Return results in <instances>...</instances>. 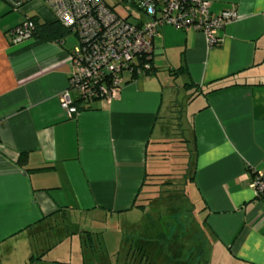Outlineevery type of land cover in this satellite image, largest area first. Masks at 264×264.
<instances>
[{"label":"crops","instance_id":"obj_1","mask_svg":"<svg viewBox=\"0 0 264 264\" xmlns=\"http://www.w3.org/2000/svg\"><path fill=\"white\" fill-rule=\"evenodd\" d=\"M208 1L213 14L236 12L217 47L200 32L165 26L151 75L125 74L112 100L70 116L61 98L78 38L14 43L11 32L26 19L56 18L43 0L19 10L0 0V264H87L86 233L102 232L81 221L96 229L123 219L143 231L149 206H136L149 204L147 176L170 173L168 152L185 148L188 197L200 215L183 259L195 250L194 264H264V200L251 186L264 173V0ZM227 81L239 85L208 93Z\"/></svg>","mask_w":264,"mask_h":264},{"label":"built area","instance_id":"obj_2","mask_svg":"<svg viewBox=\"0 0 264 264\" xmlns=\"http://www.w3.org/2000/svg\"><path fill=\"white\" fill-rule=\"evenodd\" d=\"M27 0H8L19 10ZM57 21L71 28L79 45L70 64L69 89L62 95L63 108L70 116L77 98L93 101L104 97L112 100L124 83V75L143 76L151 67L154 39L165 26L204 34L208 48L217 47L219 32L236 18L234 9L213 14L208 0H143L145 20L136 24L120 17L104 0H43ZM31 22L25 21L11 32L14 43L32 38ZM144 59V60H143ZM252 188L264 200V173H256Z\"/></svg>","mask_w":264,"mask_h":264},{"label":"trees","instance_id":"obj_3","mask_svg":"<svg viewBox=\"0 0 264 264\" xmlns=\"http://www.w3.org/2000/svg\"><path fill=\"white\" fill-rule=\"evenodd\" d=\"M6 3L9 4L8 0H3ZM30 1V0H27ZM25 1V3L27 2ZM143 0H122L121 4L127 11L128 15L127 16H121L114 7L112 6H107L110 7L113 11H115L120 17L130 20L132 22H136V24H142L145 20V8L143 5H141ZM24 3V4H25ZM23 4V5H24ZM10 5V4H9ZM13 9V8H12ZM14 10V9H13ZM132 19V20H131ZM26 21L31 22L33 25V28L31 29L30 33L32 38H36L45 42H61L65 38L69 37L70 35H74L76 37V34L72 31L71 28H68L61 24L59 21H55L53 23H42L40 20H38L36 17H31L26 19ZM144 60V59H143ZM151 67L149 70L146 71V73L143 76L151 75L155 68H154V54H153V59L149 63ZM132 77H138L137 74H133ZM239 83L237 82H224L219 85H216V87H212L208 93H213L219 90H223L225 88L231 87V86H237ZM192 87V85H190ZM104 99V97H99L95 98L93 101H85L82 98H77L74 100L72 106L77 110V112H81L83 110L90 109V103L94 102L96 100H101ZM188 141L181 140L180 143H186ZM183 148V147H180ZM187 152L186 148L184 151H169L167 158L169 157H176V156H182V157H188L186 154H180V153H185ZM189 152H193V149L190 148ZM164 157V158H166ZM166 158V159H167ZM27 155L22 154L19 159V164L24 165L26 163ZM184 166H186L185 170L188 172L183 174V177H178V175H175L173 173V170H171L170 173H162V174H155V175H148L146 181L144 182V186H148L152 189V193L150 197L145 198L142 201H149L148 205H143V204H138L136 207L146 209V207H154L156 206L159 207V204L164 203L166 199H171L174 197V194L171 193V191L167 190H161L162 187H167V186H173V185H178L180 180H183L184 186L187 185L188 180L191 178L192 179V167L193 163L192 161H186ZM154 189V190H153ZM164 189V188H162ZM175 192V191H174ZM178 224H180L179 220L177 219ZM155 222L148 224L147 226H144L142 228L143 231L138 232L135 234L136 237H138V248L133 251V247H129L127 249V255H126V260L127 262L125 264H158L157 262L164 260H168V262H173L175 260H180V261H187V258L183 259L182 255V250L183 246L178 243V233L179 229L182 230L184 229V224H174L173 223V228H169V232H167L166 236H163L160 232V230H155L151 229L150 227L153 226ZM192 224L194 225V222L188 226V230L190 231V237L191 235L195 236L197 235L199 237V234L194 230L192 227ZM173 231L172 233L170 232ZM182 232H180L182 234ZM154 236L153 234H156ZM184 233V232H183ZM87 236L83 240V243L87 248H89L90 252L92 254H95L96 258H100V255H104L105 258L108 260L110 258L106 253H99L98 250L101 245L102 237H103V232L102 233H91L87 232ZM162 241L164 243H162ZM177 241L176 244L172 245L171 242ZM167 242H170V244H167ZM172 249H174L172 251ZM170 251H172L170 253ZM118 252V251H117ZM97 253V254H96ZM170 254V255H169ZM163 256V257H162ZM168 256V258H166ZM197 260V251H191V256L189 258V261L186 263H180L179 264H194Z\"/></svg>","mask_w":264,"mask_h":264},{"label":"rangeland","instance_id":"obj_4","mask_svg":"<svg viewBox=\"0 0 264 264\" xmlns=\"http://www.w3.org/2000/svg\"><path fill=\"white\" fill-rule=\"evenodd\" d=\"M106 1L108 2L109 5L114 7L115 10L121 16L124 17L128 15L127 11L120 3L121 0H106ZM192 145L193 144H191V146ZM168 159L173 160V162L171 161L173 163L172 165H170L169 162V168H171L173 170V173H175V175H178V177L181 178L183 177V174L188 172V170L187 171L185 170L186 166H184L186 162L185 157L176 156L170 158L168 157ZM159 168L161 167L159 166ZM178 182H179L178 185L162 187L164 189L161 188L162 191L163 190L171 191V193L174 194V197H172L171 199H166L164 203L159 204V207L158 206H156V208L149 207L148 210L150 216L142 220V224L144 226H147L148 224L155 222L153 226H151L150 228L151 229L155 228V230L157 229L160 230L163 236L167 235V232H169V228L170 229L173 228L172 227L173 223L178 224L177 219L180 221L179 222L180 224H184L186 226L187 225L190 226V224L194 222V225L192 224V227L194 228L193 231L197 233L199 231V226L197 224L198 221L196 220V216L199 217L200 213L198 210L196 212L194 211V205L190 202V199L188 197V191L190 190L191 187L190 186L187 187V185L184 186L183 180H180ZM135 218L138 219V216L128 220L129 221L135 220ZM194 220H196V222ZM123 222H124L123 219L118 221L111 220L108 224H105L104 226L96 229H89V228H95V226L92 225V221H81L80 223V228L82 230H89V231L91 230L92 232L93 231L103 232V237H102L103 239L101 241V245H99L100 247H98L99 248L98 252L105 253L106 250L107 252H110V256H109L110 258H108L107 264H125L127 262L126 260V255L128 251L127 249H129V247H133L132 250L135 251L138 248V237H136L135 235L137 231H135L134 226H131L130 223L124 225ZM180 224H178V226H180ZM180 232H182V230L179 229L177 244L185 246V250L183 251V255H185L188 249L193 248L194 245L197 243L198 236L191 235V237H187L186 236L187 234L183 232L181 234ZM153 235L156 236L157 233ZM118 241L119 243H122L119 252H117V249L119 248ZM176 242L177 241H173L171 243L172 245H174L176 244ZM162 243L164 242L162 241ZM167 244H170V242H167L166 245ZM61 247L62 248H58V249L68 248L66 243H64ZM54 253L57 252L52 251L49 254V258H52ZM88 257L90 260L87 261V264H95L93 262V259H91L93 257L91 252L89 253Z\"/></svg>","mask_w":264,"mask_h":264},{"label":"water","instance_id":"obj_5","mask_svg":"<svg viewBox=\"0 0 264 264\" xmlns=\"http://www.w3.org/2000/svg\"><path fill=\"white\" fill-rule=\"evenodd\" d=\"M192 144H193V146H194V139H193V141H192Z\"/></svg>","mask_w":264,"mask_h":264}]
</instances>
